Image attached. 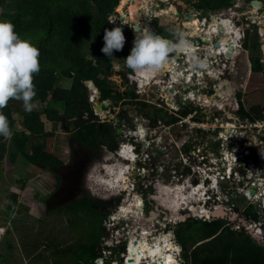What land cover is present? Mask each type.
Returning <instances> with one entry per match:
<instances>
[{
  "label": "rangeland",
  "instance_id": "1",
  "mask_svg": "<svg viewBox=\"0 0 264 264\" xmlns=\"http://www.w3.org/2000/svg\"><path fill=\"white\" fill-rule=\"evenodd\" d=\"M182 1L184 2L185 0ZM182 1H136L140 5V8L136 10V19L127 18L126 22H121L122 11L118 7L121 10L128 11V4L122 5L121 0L119 5L108 16L109 29L121 27L126 38L125 44L127 45H133L136 35L133 31L134 29L149 28L167 39H172L173 42H176L177 34H182L183 37L187 35L184 38L188 43L214 50L216 49L215 37L211 38V43H208V45L203 44L199 39H197L198 42L195 44L193 38L200 36L196 34L213 21V16L231 18L229 14H235L236 18L241 22L237 26L232 24V29L235 33L238 32L236 36L241 38L239 43L233 42V45H236V43L238 45V47H233L234 52L238 56L235 58V55L231 53L229 58H235V60L227 62V65L230 63L229 67L233 70L230 83L228 80L226 81L229 83L227 89L222 84L221 79L216 81V78L210 79L208 76H200L196 79V75H188L184 80L186 76L183 72L185 71V61L184 58H181V64L178 67L179 72L174 69L175 74L173 71L171 72L172 82H169L162 89L165 91L163 92L165 102L168 99H172L175 93H178L177 105L172 108L166 106V113L171 116L176 112L180 121L174 125L167 126L161 120V124L157 123L150 128L149 137L146 136L145 139L144 135L148 133H143L142 130L139 134L138 132L133 133L137 129L138 121L144 122L141 119L150 120L146 116L145 110L144 112L136 103L123 106L122 102L124 99L118 103L117 107L112 105V101H105L104 104L110 108L109 111L104 112L97 119L93 118L94 122L113 123L123 109H126V116L131 119L130 123L124 119L121 122L122 125H114L116 129L118 127L122 128L121 132H123L118 137L119 148L120 146L134 144L132 137L137 138L138 135H143L139 145L137 142L138 146L134 148L137 149L143 161L137 165L132 162L128 167L130 168V173H140V175L136 178V182L134 180V183L129 186L128 190H130L128 193L127 190L120 198L118 196L112 197L122 192L116 193L117 183L114 180L111 183L108 182L106 178L110 174L104 171L116 167L121 169L126 167L117 159L116 153L119 148L112 151L107 145H103L96 149L94 151L96 153L93 152V155L95 157V155L99 154V156L92 163L93 167L88 174L86 184L88 188L86 187L87 189L82 192L83 196L89 195L97 200L96 211L84 213V216L82 212L78 220L74 221V225L69 222L71 218L72 220L75 218L74 212H67L63 215L65 208L52 210L49 211L51 216L47 218L49 214L42 213L45 212V207L44 203L40 202L42 196L50 195L54 191L56 181L53 174L66 173L70 166V159H68L66 153L69 154L71 146L74 145L71 132L63 130L60 125L55 127V130L46 126V132L52 131L53 135L42 138L41 142L45 145L46 150L64 163L62 169L58 168L51 171H45L41 167L29 163L21 155L16 156V160L12 162L10 159L12 152L11 141L4 138L2 140L4 146L1 147L2 145H0V251L5 253L6 256L0 259V264H68V261L73 258L71 253H65L68 247L77 250L81 245L88 246L92 240L98 243L97 250L102 255L103 261L100 262L97 259L96 262L91 264H124V260L121 262L122 258H119L118 253L116 255V253L112 254L110 251L119 252L121 251L120 246L109 248L106 244L120 245L121 243L116 242L122 241L125 237L130 239L129 242H132L131 246L133 248H129V251H134V253H131V260L127 259L131 261L130 264H134L136 261L135 256L138 255L140 248L143 247L139 240L142 239L143 243L148 242L149 244L161 243L166 235V238L170 237V242L174 245V250H172L173 259H175L176 264H183L184 253L182 248L179 247L180 244L177 242L175 231L179 223H184L188 219L212 222V216L209 215L206 218V216L200 215L204 214L199 213L201 208L207 210L211 215L215 214L218 210L217 208H221L227 216L224 221L228 223V226L232 227L236 232H241L244 228L246 232L250 233L252 229H255V235L258 236V232L261 233L257 243L264 245V194L260 199H256L261 191L264 190V15L260 12V9L262 12L264 11V0H249V2L248 0H232L230 5L223 6L219 10H212L208 6L205 7L207 3L205 0L202 2L198 0L196 3L194 1L195 4L198 3L197 6L199 8L196 7L197 9H194V11L193 7H195V4L190 6L191 19L189 21L192 26L191 24H185V14L180 13L178 20H175L174 17L176 15L171 11L173 7L179 9V3H183ZM171 2L178 3L174 4ZM253 2H258L260 5L253 6ZM143 3L145 7L142 9ZM159 7L163 8V10H159ZM1 14L2 9L0 8V19L2 20ZM192 14H194L193 17ZM222 18L224 19V17ZM194 20H202V22L198 24ZM125 28L131 33L127 34L124 32ZM95 33L96 30L93 33L85 31L80 36L81 50L86 54V58L92 62H94V59L91 58L89 53L94 48ZM218 33L221 35L225 31H219ZM217 38L221 40V36H217ZM228 38L232 40L231 35ZM173 56L174 52L171 53V59ZM221 59L219 56L215 58L213 56L209 57L211 66H216V68L212 66L211 73L217 74L219 70L217 67L223 65L220 61ZM111 72L112 75L108 80L114 87V94L138 89L137 84H134L135 86L131 85L127 75L124 77L126 73L125 65L119 58H115ZM197 74L199 76V73ZM216 74L210 75L214 76ZM188 77L190 80L187 79ZM174 80L176 82L173 83ZM71 83L70 79H63L57 85H63L65 86L64 88L68 89ZM248 85L249 88H247ZM143 87V89L138 91L137 100L155 102L159 88L153 85H143ZM190 96L195 97L194 100L201 99L208 102L205 105L206 109H202L203 114L205 113L206 115L199 114V119L200 116L205 118V123L207 124L205 127L207 129L211 128V125V130L218 128L214 134L217 138L220 133L216 134V132H221L219 129H222L224 136L229 139V142L224 144L225 148L228 145H234V154L242 155L243 153L245 155L244 161L241 160L244 164L229 161L227 159L228 151L220 149V144L217 145L214 142V136L211 137L208 134L211 139L206 142L202 137L189 135V131L192 129L190 123L193 121L190 122L188 118L183 120L184 117L180 116L179 110L183 107L191 106L189 102ZM196 105L197 103L192 106ZM238 106H240L241 113L248 114L253 119L252 121L255 122V126L253 125V128H250L251 130L245 133L243 129L239 130L241 126L238 125H241V123L237 125L234 122ZM254 108L259 109V116L254 113ZM13 117L19 128H21L23 120L21 115L15 112ZM215 118L218 119V123L215 122ZM152 119L160 120L159 116ZM232 126L235 129H231ZM225 131H227L226 135ZM195 132H199V130H195ZM210 134L212 133L210 132ZM138 138L140 140L139 136ZM151 139L154 141H151ZM129 140L132 142L127 144ZM63 142L66 144H63ZM210 142L215 143L213 150L208 149L206 146ZM84 150L87 153V148L84 147ZM116 150L117 152H115ZM127 151L128 149L126 148L123 151V155H127ZM206 158H208V161ZM224 160L228 162L225 163ZM138 168H141V170H138ZM231 168L233 169V175H226L227 178L231 177L229 181L216 182V186L206 183V188L212 189L214 193L211 192L209 194L207 192L206 195L203 193L206 201L202 203V200L196 197V193L201 192L200 186H204L203 181L209 182L207 177L214 180H217L220 176L226 178L225 174ZM243 176H246L245 179L242 178ZM129 177L132 178V175H129ZM117 180H119V177L116 178ZM129 180L131 181L132 179ZM139 182L145 186L143 188V192L145 191L144 196L143 193H137ZM213 182L215 183V181ZM157 184L161 185L160 193L163 195L161 200L166 204L165 208L162 203L160 208L158 206ZM147 185L150 188H148L149 190L145 189ZM250 186L255 187V194L253 195L251 194ZM107 187L115 194L111 195ZM137 197H139L140 202H138ZM76 198H78V195ZM141 202L137 218L129 219L125 216L127 212H135V206L138 208ZM11 205L15 206V210L11 211ZM155 208V217L151 218V212L155 211ZM184 211L192 215H184ZM93 212L96 213L93 214ZM98 215L104 217L99 219ZM253 215L257 216L256 221L252 218ZM138 217L139 219L142 218L141 222ZM120 218L121 220H119ZM113 219L119 220L118 227H116V221L114 222ZM111 225L114 226L110 228ZM104 227L105 229L102 231ZM108 228L113 231L111 234L108 232ZM106 229L107 235H105ZM143 230L150 231L146 237L145 233L143 235L140 233ZM166 238L164 239L165 241ZM53 239L56 241L61 240V244L58 247L51 246L48 248V244ZM7 243L11 245V248L6 247ZM146 248L149 249L147 246ZM73 255L76 256L77 254L73 253ZM110 256L111 258L113 257V261H110ZM150 256L153 261L160 259V255L155 253ZM147 259L141 264L148 263ZM163 259H166V257Z\"/></svg>",
  "mask_w": 264,
  "mask_h": 264
},
{
  "label": "trees",
  "instance_id": "2",
  "mask_svg": "<svg viewBox=\"0 0 264 264\" xmlns=\"http://www.w3.org/2000/svg\"><path fill=\"white\" fill-rule=\"evenodd\" d=\"M120 1L0 0L2 20H10L15 25V31L22 38L30 39L41 54L39 57L41 70L34 76L36 90L34 102L38 103L39 107L28 113L24 111L22 101L13 99L9 101L7 107L0 110L8 118L13 133L10 139L12 162L16 160V156L21 155L29 163L45 171L64 165L59 158L46 150L41 142L42 138L53 135L52 131L46 132V126L55 130V127L60 125L63 130L71 132L75 142L85 147L98 149L107 145L112 151L118 148L120 133L114 125H122L124 119L130 123L131 119L126 116V109H123L113 123L94 122L87 81H91L98 90L100 103L110 100L112 105L117 107L124 99L123 106L136 103L146 111L144 112L147 117L159 116L167 126L180 121L175 114L168 116L162 107L146 101H138L135 89L114 94V87L108 78L112 75L111 69L115 58L123 61L125 71L133 72L125 64V59L133 45L124 44L121 51L113 52L112 58L101 51L104 45V31L110 30L108 16ZM205 1L207 2L205 7L208 6L212 10H219L232 2V0ZM95 30L96 41L93 50L89 53L94 59L92 62L81 50L80 36L85 31L93 33ZM124 32L131 33L127 28ZM63 79L72 81L68 89L63 85H57ZM258 111L259 109L254 108V113L259 116ZM15 112L23 118L21 128L13 117ZM179 113L180 116L186 117L190 111L183 107ZM243 114L246 118H250L248 114ZM3 139L4 137L0 136L1 147L4 146ZM66 155L68 156L67 153ZM97 156L99 154L95 157ZM56 177L59 179V176ZM81 205L91 213L93 210L96 211L97 200L88 197L81 200ZM10 209L15 210V206L11 205ZM183 214L192 215L185 211ZM79 216L80 214L77 217L75 215V218L69 221L70 224L78 220ZM102 217L104 216L98 215L99 219ZM252 218L254 221L257 220L255 215ZM104 229L105 227L102 231ZM175 233L184 253L183 264H264V245L257 243V239L244 228L241 232L234 231L224 219L213 218L212 222L188 219L178 224ZM60 241L53 239L48 245L58 247ZM92 241L88 246L81 245L77 250L68 247L64 252L71 253L73 257L68 264H91L102 258L97 250L98 243ZM7 246L11 248L9 243L6 244ZM122 248L124 249L125 246ZM73 253L77 255L74 256ZM5 256L6 254L0 251V259Z\"/></svg>",
  "mask_w": 264,
  "mask_h": 264
},
{
  "label": "clouds",
  "instance_id": "3",
  "mask_svg": "<svg viewBox=\"0 0 264 264\" xmlns=\"http://www.w3.org/2000/svg\"><path fill=\"white\" fill-rule=\"evenodd\" d=\"M181 1V0H179ZM176 4L175 2H171ZM159 10H163V8L159 7ZM172 11V10H171ZM231 16V18H227L225 16L224 19L221 18H213V21H218L220 24H222V26H225V33L223 34V36H221V39L226 36H230L231 34H229L227 31L228 29H232V24H234L235 26H237L238 23H240L241 21L239 19L236 18L235 14H229ZM122 22V19H121ZM126 22V21H124ZM202 22V20H201ZM200 22V24H201ZM207 26V25H206ZM205 26V27H206ZM205 27L203 28V30L201 29V33H199L200 36H197V38H193L194 40H201V42H203V44L208 45V43H211V38L215 39L217 38V36H220L219 33H214L212 36H209L207 34V31L205 32ZM233 30V29H232ZM136 35L135 38L133 40V47L131 48L130 54L127 56V58L125 59V64L126 66L131 69L133 72L127 74L128 79L130 80L131 85L133 86L134 84L138 85V89L136 90V93L138 94V91H140L139 89H143L142 85H141V80H144V78L141 76L142 75H147L150 73H155L160 71L162 68L166 67L168 65V63L170 62L172 67L175 65H179L181 64V56H184L185 59V67L189 64V67H191V69L187 70V71H183L186 76L188 75H195L196 73L193 72L195 66H197L198 63H200L201 65V69L202 70H207L210 74H216V73H211V69H212V65L211 63H209V57H212V51H216L218 52L219 48L216 47V49L212 50V49H206V47H200V46H195L192 43H189L191 45H193L196 48V51H194L193 53H187L185 50L188 49L190 47V45L188 44V42L185 40V38L183 37L182 34H177V39L176 42H173L171 39H167L162 35H159L157 32H155L153 29H149V28H144L142 30L140 29H134L133 30ZM219 31H223V30H219ZM218 31V32H219ZM237 32V31H236ZM155 33V34H154ZM238 35V32H237ZM232 36V35H231ZM236 36V35H235ZM240 38L239 36H236V39H232V41L235 42H240ZM229 39V38H228ZM103 40H104V45L101 49V51L108 56L109 58L113 57V52L114 51H121L124 47V44L126 42V38L125 35L123 33V29L121 27H114L111 30L105 29L104 31V36H103ZM220 40H217L215 42V46L216 43L219 42ZM200 42V41H199ZM232 47H238L237 43L236 45H233ZM241 47V45H240ZM201 49V51H200ZM174 52V55L178 53L177 57L173 56V58L171 59V56H169L171 53ZM40 51L39 49L31 42L30 39L28 38H22L20 36L19 33H17L15 31V25L7 19H3L0 20V110L4 109L5 107H7L8 103L10 100H16V101H22V106L25 112L31 113L34 109H37L39 107L38 103L34 102V98L36 96V90H35V84H34V76L36 74H38L41 70V65H40ZM223 56V53L219 55V57ZM206 62V63H205ZM210 64V66H209ZM180 67V66H179ZM210 67V68H208ZM216 68V66H214ZM179 70V69H178ZM170 70H167L166 72H159V74L156 77H152V80L149 81L150 85L153 86H157L158 88H160V86L164 87V80L162 78V75L164 74L165 77H168L170 79V81H172L171 79V73ZM179 72V71H178ZM218 72L217 74L212 76L210 74H208V77L210 79H215L217 80L218 78ZM134 77V79H132ZM88 82V81H87ZM91 82V81H89ZM173 82H176V80H174ZM186 83V82H185ZM135 86V85H134ZM95 95H90V102L93 105V111H94V118H98L100 115H102L104 112L106 111H102L99 112L98 110L95 109L94 105L99 102V98H98V90L95 87V91H94ZM191 99H189V101L195 103H200L199 100H192V96H190ZM105 102V101H104ZM104 102L100 103V104H104ZM147 102V101H146ZM149 103V102H148ZM218 107V106H217ZM220 109V108H219ZM222 109V108H221ZM108 111H109V107H108ZM150 120L147 119H141L144 122H137V129L133 131V133H141V130L143 131V133H148L150 132V128L155 126L157 123L161 124V120H154L152 118H156V116L154 117H148ZM187 119V118H185ZM140 120V121H141ZM102 123H105L104 121H102ZM108 123V122H107ZM145 123V124H144ZM120 127L117 128V132L120 133L121 132ZM120 130V132L118 131ZM157 130V129H155ZM154 130V131H155ZM120 134H123V132H121ZM137 134V135H138ZM13 133L10 127V123L8 118L6 117V115L0 111V136L4 137L5 139H11ZM138 136L140 137V140L138 138ZM137 138H133L134 144H130L127 146H120L118 152L117 150L115 152L117 155V159L120 163L124 164V167H127L130 163L133 162L134 157L132 155H123V151L128 147H132L135 148L139 145V143L141 142V138H143V135H138ZM148 136L149 137V133L144 135V139L145 137ZM222 142V144H227L228 141L223 142L222 138H219ZM151 141H154L153 139H151ZM132 141L129 140L127 144L131 143ZM138 142V145H137ZM143 142V141H142ZM145 142H147L145 140ZM137 150V149H136ZM224 150H226L225 146H224ZM236 160H235V158ZM141 157V156H139ZM231 159L229 161H233L235 163V161L240 162L242 164L243 163V159L245 158V155L242 153V155H237L234 154L233 152H227V159ZM208 161V158L206 159ZM243 160V161H241ZM143 161L142 158L138 160H136L134 165H137L139 162ZM225 163L228 162L226 160H224ZM104 169V167H103ZM232 169V168H231ZM228 172L225 174V176L228 174L233 175V169L232 171ZM123 170L119 167L116 168H111V169H106L104 172L107 174H110L108 176V178H106V180L108 182H112V180H114L117 185V191L116 193L122 192L118 195H113L115 193H112L111 189H109V187L107 188L108 191H110V194L113 195L112 197H116L118 196V198L122 197V194L126 193V189L122 186H119L118 180L116 181L117 177H120L121 174H123ZM244 174H246L245 172H243ZM235 175V174H234ZM239 177V176H238ZM222 179H226V180H230L231 177L226 176V178ZM141 184V182L139 183ZM130 190V189H129ZM129 190L127 191V193L129 192ZM120 213V212H118ZM114 217V216H112ZM115 218V217H114ZM121 220V218L119 219ZM119 220L113 219V221H116V224L118 227L119 225ZM113 224V222H111ZM114 225H111L110 228H112ZM108 228V230L110 229ZM110 231V230H109ZM127 231V230H126ZM113 231H110V234ZM118 234V233H116ZM181 247V246H179ZM182 248V247H181ZM99 261L103 259L99 258ZM101 261V262H102ZM102 264V263H101Z\"/></svg>",
  "mask_w": 264,
  "mask_h": 264
},
{
  "label": "flooded vegetation",
  "instance_id": "4",
  "mask_svg": "<svg viewBox=\"0 0 264 264\" xmlns=\"http://www.w3.org/2000/svg\"><path fill=\"white\" fill-rule=\"evenodd\" d=\"M181 1L178 0V2H181ZM194 1L196 3V0H185L184 2L182 1L183 3H179V9L173 7L172 12L176 15L174 17L175 20H178L179 14L182 13V14H185L184 15L185 16V20H184L185 21V24H191L190 21H189V19H191L190 18L191 17V9H190V6L195 4ZM178 2H176V3H178ZM248 2H249V0H248ZM197 5H198V3L195 4V7H193V10L199 8ZM118 9L120 10V7H118ZM260 12L263 13V15H264V11L262 12V10L260 9ZM193 15L194 14H192V17H193ZM123 17L126 20L125 14L122 15V18ZM200 22L201 21H198V24H200ZM214 24H216V25L218 24L219 26L217 28H214ZM191 26H192V24H191ZM221 26H222V24H220L218 21H212L210 24H208L205 27V29H206L205 32L208 29L211 28V29L215 30L216 33H218V29ZM230 31L231 32H229V34H231L233 32L232 33V39L236 38V36H235L236 33L234 32V30L230 29ZM203 32H204V30H203ZM199 33H201L200 30H199L198 34H196V35H199ZM184 37H187V35H184ZM225 38H226V36H224L222 39H225ZM217 40H219V38H216L215 41H214V43ZM197 42H198V40H195L194 41L195 44ZM233 42L234 41H232L231 39H230L229 42H226V40L225 41H221L220 40L219 41V46L216 45V47L219 48L218 52L212 51V56L214 58L215 57H218L222 53L224 54V52L226 53V56L223 55V56L220 57V58H222L220 61H221V63H223V65H220V67H217L219 69L217 80H220L221 79V82H222V84L224 85V87L226 89H227V86L229 85V83L231 81L230 78H232L231 73L233 71L229 67L230 66V63H229V65H227V62L230 61V60H235V58L238 56V54L236 56H234L235 57L234 59L233 58H229L227 56V52H230V54H231V52L233 51V47H232L233 46ZM193 52H187V53H193ZM178 53L179 52H177V54H175L174 56L177 57ZM169 56H171V54ZM223 57H225V59H223ZM179 58H184L185 59L184 56H181ZM168 65H170V66H168ZM168 65L163 68L164 69V72H166L167 70H170L171 69L170 73L173 71V73L175 74V70L177 72L179 71L178 70V67L180 66V64L177 65V66H175V67L174 66L172 67L171 63L169 62ZM200 65L201 64L198 63L197 66H195V68L193 70V72L196 73L195 74L196 75V79H197V77H200V76L205 77V76H208V74H210L207 70H202ZM189 69H191V67H189V64L186 67H184V70L185 71H187ZM197 73H199V76H198ZM127 74H129V73L126 71V73L124 74V77H126ZM149 75H150V77L148 78L149 81L152 80V77H156L157 76V74H155V75L149 74ZM164 77H165V75L163 74L162 75V78L165 81L164 82L165 83L164 84V87H165V86H167L169 84V82H172V81H170V79L168 77H166V78H164ZM187 79L190 80L189 77ZM144 80H145V85L146 86L150 85L148 83V80H146V78H144ZM227 80H228L229 83L225 84ZM186 84H189V83H186ZM247 88H249V85H248ZM162 89H163V87L160 86L159 92H158V97L156 98V101L155 102H150L149 100H147V102H149V103H151V104H153V105H155L157 107H162L166 111V108H167L166 106L172 108L173 106H175V104L177 105V103H178V99L177 98H179V97L177 96L178 93H175L174 96L172 97V99H170V100L168 99V101L165 102V100L163 98V92H165V91L162 90ZM98 95H99V93H98ZM194 98L195 97H193L192 100H194ZM144 101H146V100H144ZM199 101H200V103H198L196 106H192V105H194V103L191 102V101H189L190 104H191V106L184 107V108H188L189 111H190V113H188V115L186 117H184L183 120L185 118H188V120L190 122L193 121V122L190 123L192 125V129L189 131V135L197 136V137H202L203 140L206 141V142H208L209 139H211V138H209V135H211V137L214 136L213 137L214 138V142L217 145L220 144V149H224V145L222 144L221 140L219 139L221 137L218 135V138H217L214 135L216 130L215 129L211 130L212 129V125H211V128H209L210 129V131H209V129H207V127H205V126H207V124L205 123V118H203L202 116H200V119H199V117H198L199 114L206 115L205 113L203 114L202 109H206L205 105L208 104L207 101L205 102V101H203L201 99H199ZM125 106H127V105H125ZM143 111H144V109H143ZM193 111H194V113H193ZM236 112H237V115L235 116L236 118L234 119V122L237 125H238V123H241V125H238V126H241L239 128V130L240 129H243L244 132L250 131L251 129L248 128L247 126H253L255 122L251 121L250 120L251 118H249V119L246 118V115H244L243 113L240 112V106H238V109H237ZM171 113H173V112H171ZM175 115L178 116V114L176 112H175ZM202 127L205 130H202ZM206 129H207V131H206ZM231 129H235V128L232 127ZM195 130H199V132H195ZM210 132L212 134H210ZM218 133H220V131H217L216 132V134H218ZM73 142H74L73 144L75 146L74 145L71 146L70 151H69V154H68V159H70V166H69L68 170L66 171V173H64V172L63 173H59V174L54 173L53 175L55 176L54 178H55V181H56V185H55V188H54L53 193L50 194V195L47 194V196H42L41 197L40 202L42 201L44 203V207H45V212H42V213L43 214H49L47 218H49L51 216V213H49V211L57 210V209H62V208H65L66 209L64 211V214L63 215H65L67 212H74V215H76V217L79 214H81L82 212H83V216H84V213H88V211H89L86 207H82L81 200L90 197L89 195L83 196V193L82 192L88 188V186L86 185L87 184V178H88V174H89L90 170L93 167L92 166V163L96 159V157H94V155H93L94 153H96V152H94V151H96V149H92V148H89V147H85V146L81 145L80 143L75 142V140H73ZM215 143L210 142L209 144H206V146H207L208 149L210 148V149L213 150V145ZM195 144H196V142H195ZM84 147L87 148V153L85 152ZM234 148H235L234 145L231 144V146L230 145L227 146V148H226L225 151H228V152H231L232 153L233 150H234ZM229 160H231V159L229 158ZM62 167H60V168L62 169ZM52 170H56V169H52ZM138 170H141V168H138ZM123 173H125V172H123ZM56 175L59 176V179L56 177ZM131 175H132V178L129 177V179H132L131 180V183L133 184L134 183V180L136 182V178L140 175V173L139 174H136V173L133 172V173H130V176ZM245 177L246 176H243L242 178L245 179ZM129 179L127 177H124V179H123V180H126L127 190H128L129 184H130V180ZM214 186H216V183L214 184ZM144 187L145 186L142 183L141 184H138V187H137L138 188V191L136 190L137 193L138 192L141 193V194L143 193V196H144V193H145V191L143 192V188ZM160 187H161V185H159V184L156 185L157 199L159 201L158 202V206L160 208V205L162 203V205H164V208H165L166 207L165 206L166 204H164V202L161 200V199H163V195L160 193ZM148 188L149 187L147 185V187L145 189H148ZM200 189H201V192L196 193V197H198L199 199H201L202 200V203H204L206 201L205 197H203L204 196L203 195V193H204V191H203L204 186L200 187ZM132 190H133V188H132ZM263 194H264V190L261 191V193L256 197V199L257 200L260 199ZM71 195H72V197H74L73 200H71V198H72V197H70ZM77 195H78V198H76ZM69 197H70V199H69ZM168 198L169 199H172L171 197H168ZM137 199H138V202H140L139 197H137ZM141 204H142V202L140 203V205L138 206V208H137V206H135V212H127V213L124 212V213H126L125 216H127L129 219L130 218H133V217H136L137 218V216H138V209L140 208ZM146 204H145V206H146ZM158 206H156V207L158 208ZM201 209H199V213H204V214H201V215L207 216V213L209 214V212H207V210H205L204 208L202 210ZM217 209L218 210L215 213L220 212V211L223 212L222 209H220V208H217ZM154 210H155L154 212H156V208ZM209 215L211 216V214H209ZM61 217H62V215H61ZM138 219H139V217H138ZM141 219H139L140 222H141ZM43 221H45V220L43 219ZM108 232H110V231L108 230ZM149 232L150 231H148V230H143L140 233H141V235H143L145 233V237H146L147 234H149ZM258 234L260 235L261 233L258 232ZM105 235H107V229L105 230ZM141 235L139 234L140 237H141ZM166 236H164V239L166 238ZM164 239H163V241H161V243H166L168 240L170 241V237L169 238H166V241ZM129 241H130V239L127 238V237H125V239H123L122 241L116 242V243H121L120 245H117V244L116 245L106 244L109 248H112L114 246L115 247L120 246L121 251H119V252H116L115 250H110V251H111L112 254L113 253H116V255L119 254V258L120 257L122 258L121 262L124 260V262H123L124 264H130L131 261L129 259H131V253H134V251L133 252H130L129 251V248H131L130 245L132 243V242H129ZM139 241L142 243V246H148L150 248H152L153 246H160V244H161V243H158V242H156L155 244H149L148 242H144L143 243V240L142 239L139 240ZM122 246H125V248L123 249ZM50 247L51 246H48V248H50ZM171 249H174V247L171 248ZM127 258H129V259H127ZM110 261H113V257L111 258V256H110Z\"/></svg>",
  "mask_w": 264,
  "mask_h": 264
},
{
  "label": "bare ground",
  "instance_id": "5",
  "mask_svg": "<svg viewBox=\"0 0 264 264\" xmlns=\"http://www.w3.org/2000/svg\"><path fill=\"white\" fill-rule=\"evenodd\" d=\"M136 1H140V0H122V5H124V4H128V11H124V10H121V8H120V11H122L121 13H122V15H124L125 14V16H126V20H127V18H131V19H136L135 18V14H136V10H138L140 7V5H138V2H136ZM147 1V0H146ZM150 1V0H149ZM141 3V2H140ZM146 3V2H145ZM130 6V7H129ZM145 7V4L143 3V6L141 7L142 9ZM123 19L125 20V18L123 17ZM125 20V21H126ZM195 22L196 23H198V21L197 20H195ZM194 22V23H195ZM219 25L217 24H214V28H217ZM225 26H227V24L226 25H224V26H221L219 29H218V31L219 30H223V31H225ZM228 33L229 32H231L230 31V29H228V31H227ZM214 33H216L215 32V30H213V29H208L207 30V34L209 35V36H212ZM233 33V32H232ZM232 33H231V35H232ZM236 35H237V33H236ZM226 40V42H229L230 41V38L228 39V37H226L225 39H221V41H225ZM217 43H219V42H217ZM189 44V43H188ZM190 45V47L188 48V49H186L185 51H187V52H193L196 48L195 47H193V45H191V44H189ZM219 46V45H218ZM264 50V49H263ZM233 55H237V53H235L234 52V50L231 52ZM227 54H230V52H227ZM224 55H226V53L224 52ZM228 56V55H227ZM230 56V55H229ZM228 56V57H229ZM168 66H170V65H168ZM164 72V69L162 68L161 69V71H158V72H155V73H150V74H152V75H155V74H158L159 72ZM141 76L142 77H144V78H146V80H148V83H149V77H150V75L149 74H147V75H142L141 74ZM192 76V75H191ZM141 85L143 86V85H145V80H141ZM127 149H128V151L126 152V154H129V155H132L133 157H134V159H133V163L135 164V162H136V160H138L139 161V159H140V157H139V153H138V151L136 150V149H134V148H132V147H130V146H128L127 147ZM125 151V150H124ZM124 153V152H123ZM134 160H135V162H134ZM235 163H237V161H235ZM130 165H128L124 170H123V172H125V173H123V174H121V176L119 177V180H118V183H119V186H122L123 187V189L125 188L126 190H127V188L125 187L126 185H125V180H123L124 179V177H127L128 179H129V171H130V168H128ZM232 170V169H231ZM126 175V176H125ZM221 177V176H220ZM220 177H218V179L217 180H214L213 178H208L207 177V181L209 180V182H206V181H203L204 182V189L203 190H205L204 191V193L205 194H207V192L209 193V194H211V192L212 193H214L213 192V190L212 189H210V188H206V183L208 184V185H211V184H215L216 182H220V183H222V182H224V181H226V179H220ZM213 181H215V183L213 182ZM99 182V181H98ZM95 184H97V183H95ZM131 181H130V185L129 186H131ZM99 185H100V183H99ZM96 186V185H95ZM103 186V185H102ZM201 187V186H200ZM103 188H104V186H103ZM108 188V187H107ZM129 188V187H128ZM211 196V195H210ZM208 197V196H207ZM221 209V208H220ZM219 213H224V212H222V211H220V212H217V214H219ZM201 215V214H200ZM209 217V214H207V216H206V218H208ZM142 245V244H141ZM131 246V245H130ZM148 247V246H147ZM169 247H170V249H169ZM174 247V245L168 240L166 243H163V244H160V246H153L152 248H150V247H148L149 249H147L146 248V246H143L142 248H140L141 250L138 252V255H136L135 256V258H136V261H135V263L134 264H141L144 260H146L148 257H149V259H147V261H148V263L146 262V264H169V262H170V260L172 261L170 264H176V261H175V259H173V256H172V250H174V249H171V248H173ZM131 248H133V246H131ZM138 251V250H137ZM153 253H155V254H157V255H160V259H158L157 261H153V259L151 258V256L150 255H152ZM164 257H166V259H163ZM150 259H152V260H150Z\"/></svg>",
  "mask_w": 264,
  "mask_h": 264
},
{
  "label": "water",
  "instance_id": "6",
  "mask_svg": "<svg viewBox=\"0 0 264 264\" xmlns=\"http://www.w3.org/2000/svg\"><path fill=\"white\" fill-rule=\"evenodd\" d=\"M260 4L258 3V2H253V6H259ZM125 20L122 18V22H124ZM155 34V33H154ZM220 36H223V34L221 33V35ZM216 45H219V43H216ZM228 56L230 55V54H227ZM86 84L88 85V87L90 88V95H95V93H94V91H95V86L93 85V83L92 82H86ZM225 84H227V82L225 83ZM170 91H172V90H170ZM229 92H230V90H229ZM176 105V104H175ZM94 107H95V109L96 110H98L99 112H102V111H108V106H106L105 104H100L99 102H97L95 105H94ZM118 131H120V130H118ZM250 189H251V194L253 195V194H255V187L254 186H250ZM154 214H155V212L154 211H152L151 212V218H154L155 216H154ZM212 216V218H216V219H225L227 216H226V214L225 213H219V214H217V213H215V214H213V215H211ZM254 232H255V229H252L251 231H250V234L255 238V239H258L260 236L258 235H255L254 234ZM131 260V259H130Z\"/></svg>",
  "mask_w": 264,
  "mask_h": 264
},
{
  "label": "built area",
  "instance_id": "7",
  "mask_svg": "<svg viewBox=\"0 0 264 264\" xmlns=\"http://www.w3.org/2000/svg\"><path fill=\"white\" fill-rule=\"evenodd\" d=\"M214 17H216V18H219V17H217V16H213V18ZM221 109V108H220ZM215 120V122H218V119L217 118H215L214 119ZM220 125V124H219ZM255 126V125H254ZM233 128H235L234 126H232ZM248 128H253V126H247ZM202 129H203V127H202ZM215 130L217 129L218 130V128H214ZM221 130V132H222V129H220ZM223 130H226V129H223ZM220 132V134H219V136L223 139V142H226V141H228L229 142V139H227L226 138V136H224V134H223V132L221 133ZM226 132L227 131H225V135H226ZM245 133V132H244ZM236 160V159H235ZM220 179H222V177H220Z\"/></svg>",
  "mask_w": 264,
  "mask_h": 264
},
{
  "label": "snow or ice",
  "instance_id": "8",
  "mask_svg": "<svg viewBox=\"0 0 264 264\" xmlns=\"http://www.w3.org/2000/svg\"><path fill=\"white\" fill-rule=\"evenodd\" d=\"M169 264H170V262H169Z\"/></svg>",
  "mask_w": 264,
  "mask_h": 264
}]
</instances>
